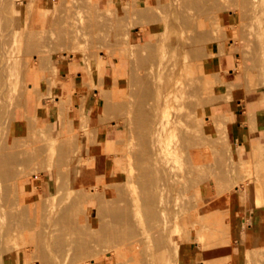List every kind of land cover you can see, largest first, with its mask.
I'll return each mask as SVG.
<instances>
[{
  "label": "rangeland",
  "instance_id": "rangeland-1",
  "mask_svg": "<svg viewBox=\"0 0 264 264\" xmlns=\"http://www.w3.org/2000/svg\"><path fill=\"white\" fill-rule=\"evenodd\" d=\"M63 1L39 0L38 4H33L29 7L28 0H0V3L4 4H0V8L5 9H0V19H2V21L0 20V42L9 40V37L4 38L5 35L3 36L7 32L6 29H11L16 24L15 26L19 30L18 37H12L13 43H11L12 49L10 51L13 58L12 71L16 79L15 98H13L15 102H13L12 109L16 113H11L13 116L10 114L6 117L5 124H8L2 128V131L0 130V135L2 134L0 139L3 140L2 142L0 141V147H7L5 150L11 154L15 151H21L19 153L16 152L17 154L14 153L20 161L17 160L18 162H16L17 158L14 156V160L6 168V171L8 169L11 170V177H4L0 173V180L6 179L0 182H7L0 184L1 187L5 185L0 194L2 195L3 192V195L0 196V199H3L2 201L0 200V206H3L2 213L5 215L0 229V264H40V260L43 261L41 264H94L91 260L95 259L92 257L95 251L83 254L80 252L81 246L80 248L78 247L81 241L86 242V235L84 236L82 232L71 231L65 234L66 240H63V237L61 238L63 236L62 233L67 232L66 226L62 228L64 224L60 222L63 219L62 215H72L74 219L78 220L77 224L81 226H84L85 223L92 224L91 233L94 234L100 231L99 228L102 225L109 226V224L113 225L112 222L115 223V221H112L114 220L113 216L111 218L107 210L118 206L127 207L131 213L135 226L131 228L133 233L138 232L141 235L144 232L140 230L144 228V231H149L151 234L148 239L143 236L145 243L142 245V249H139L140 254L137 256L139 259L135 258L136 260L134 259V262L132 261L130 264H156V262L165 264L163 261L166 256L170 257V264H210V262H212L211 264H217L220 259H228L227 255H224V258L219 256L221 247L219 240L226 241L228 237L231 239L232 251L227 254H229L231 259H228L230 262L224 261L225 263L223 262V264H264V240L258 246H253L249 241L245 242L246 235L239 233V229L243 232L248 225L256 222L255 220L260 214H264V139L243 140L242 147L240 143L235 144L233 139L229 137L231 117L228 113H223L221 110L222 106L226 111L227 104L229 102L235 103L237 98H241L243 101H245L246 97L248 99H259V102L251 107V109H258V112L250 114L246 110L245 116L252 131L264 128V0H213V2H211L212 0L210 2L209 0ZM191 1L193 2L191 3ZM218 1L220 2L218 3ZM205 3L206 6H203ZM184 4H186L184 7H179ZM92 5L97 8L92 7ZM193 5L199 6V8L197 9ZM66 8L72 9H70L71 11L69 10L70 13L66 12L68 11ZM63 9L66 11H63ZM91 10L96 11L97 13L95 12V14L100 19ZM179 12L182 13L180 14ZM144 13H147L150 18L147 16L144 18ZM182 14L183 16L185 14V16L183 17ZM188 15L191 16L188 17ZM185 17H187V20H185ZM117 18L119 21H116ZM147 19L149 20L147 21ZM191 19L192 24H190ZM96 20L98 21L95 22ZM90 21H94L93 24H90ZM99 21L100 24L98 23ZM120 22L124 24L122 25ZM186 22L190 25L186 24ZM81 23L82 25H80ZM9 25H11V28H9ZM66 25L67 28L65 27ZM90 27H94V29ZM96 27H99V30ZM115 27L119 28L115 29ZM65 29L67 31L70 30V32ZM76 29L77 31H75ZM213 29L218 30V32L215 31V33H218L217 39L212 37L213 32L211 30ZM81 30L84 31L82 32ZM49 31L52 32L50 33ZM199 32L203 36L202 38L205 35L207 42L204 40L203 44H201L204 47L200 46L202 51H195L194 48L195 52H202L203 54L200 57H196L195 53V56L192 55L191 51L189 52L182 44L200 39L196 38L200 35ZM60 33L63 37L66 34L67 38H63ZM84 33H86V36ZM92 34L93 36H91ZM1 37L4 40L1 41L3 39ZM28 37L30 41L27 40ZM191 38H193L192 41H189ZM208 39L211 42H208ZM61 42L70 46H64ZM118 42L119 44H117ZM152 42L154 43L152 44ZM25 44L30 45V47ZM127 44L129 48H127ZM91 45L94 46L92 47ZM108 47H110L109 50ZM200 47H198L199 50H201ZM122 48L125 49L122 51ZM25 49L27 50L25 51ZM24 51L27 52L26 55ZM130 55V58L126 57ZM135 57L138 60L135 61L133 59ZM143 57H146L145 60L147 61ZM227 59L229 60V65L227 64ZM141 61L144 64H140ZM169 66L173 67L169 68ZM63 67L66 69H62ZM133 77L135 81L132 82L131 80H134ZM141 79H146V83H142ZM143 81L145 82V80ZM148 81L155 83V85L151 86L152 92L149 91V86L147 87L149 85ZM166 81L170 82L169 86L175 85L182 90V95L185 99H181V97L174 99L173 107L168 109L165 118L172 119L173 117L174 119V117H181L186 122L183 130L192 131V133L189 132L191 133L190 136L195 139L203 136L205 138L203 144L206 145L201 148L195 142L190 147L192 151L199 149L203 151L202 166H196L189 154H186L187 151L174 161L177 180L171 186L173 189L171 187L166 189L162 195L160 194L162 190L159 188V183H156V185L153 182H151L153 183L152 185H148L150 182L147 183V188L154 186L152 189H155L151 191L152 189L149 188V193L157 190V193L160 194L155 193L158 197L155 195V198L152 199L153 202L149 204L150 202L146 200L152 196L150 195L152 193H148L150 196H147L146 199V190L148 189L145 188L146 185H143V180L140 177L143 178L141 174H143L144 169L142 167H148L151 163V161L143 159V156H141L145 153L142 151L143 149H150V142L147 141L148 144H146L145 139L141 138V134H145L143 132L147 129V124L148 129L146 131L150 132H147L149 138L145 136L144 138L149 140L152 135L151 131L153 132V129L150 130V124L147 122L153 119V123L157 121L158 114L154 111V107L161 103L167 92L168 83ZM140 82L146 90L142 88L143 85ZM163 82L167 85L162 84ZM95 85H97V90ZM139 85H142L141 89L144 92L141 91ZM21 88L22 90L20 91L19 89ZM79 89L82 90L77 91ZM146 91L151 94H145V102L136 100V97L140 95L132 96L135 92L136 94L141 92V95H143ZM20 94L23 97H20ZM146 95L148 98H146ZM129 102L131 103L129 104ZM140 102H144L141 105H154V107H149V110L146 109V112L150 111L153 116L144 114L145 107L142 112L140 111L141 117L133 115V111H136L137 107V111L140 110ZM112 103L113 105H111ZM131 104L133 105L131 106ZM208 108L210 112H208ZM135 113L137 114V112ZM142 113L144 114L143 116ZM104 116L106 117L104 118ZM257 121L259 122V127L256 126ZM68 123L71 125L68 126ZM152 125L154 126V124ZM67 127L69 129L72 128L71 130L74 133L72 131L71 133L70 131L67 132L69 130ZM132 127L135 128L132 129ZM3 129L6 130L3 131ZM68 133H70V136L66 135ZM177 134L178 136H176ZM177 134L171 139L176 141L178 137L182 138L183 133L180 134L178 130ZM73 135L76 140L72 139L73 137L71 136ZM28 137L31 139L29 138V140ZM35 139L38 140L36 141ZM19 140H23V142ZM4 141L7 142L5 146L3 145ZM32 141L35 146H27ZM70 143L73 145L71 146ZM12 144H16L17 147ZM24 144H26L25 147L23 146ZM69 146L71 147L68 148ZM34 149L36 152L32 151ZM134 150L137 151L134 152ZM195 154L193 153V156ZM135 160H141V162L135 163ZM23 162H28V164H23ZM16 163L18 164L15 165ZM40 164L44 169L40 168ZM29 165L32 167L30 168ZM87 165L88 167H86ZM141 165L143 166L140 169L139 166ZM188 165H190L189 169H187ZM192 165L195 167H192ZM110 166L114 170L110 169ZM13 167H16V170ZM183 167L185 170H181ZM191 168L194 171L190 170ZM220 168L223 170H219ZM178 171H186L184 173H187V175L179 174ZM217 171L223 172L225 175L222 176ZM228 172L229 174H226ZM218 174H220L221 178L217 177ZM71 175L72 177H70ZM185 175L188 177H185ZM8 179L16 182H12L14 184L11 185L12 183ZM206 181L208 182L206 183ZM179 183L182 185H177ZM6 184L9 185L6 186ZM16 184L19 185L16 187ZM104 184L105 187H103ZM119 184L120 187L115 188ZM175 184L176 187L178 186L177 190L180 193L175 191ZM221 185L224 186L222 187ZM95 186H97V189L101 188L103 193L100 192V194L95 195V198L88 199L89 195L86 192L95 190ZM94 190L93 193H95ZM10 191L13 193L11 194ZM4 194H11L13 198L10 195V198H8ZM161 195L162 199L160 198ZM77 197L82 200L80 205L78 203L81 200ZM78 199L79 201H77ZM21 201H24V206ZM25 204L33 208H28ZM184 204L185 206H183ZM235 204L237 205L235 206ZM19 205H22L20 207L22 210L18 207ZM42 205L43 207L40 208ZM179 205L181 207L178 210L176 208H179ZM186 206L187 208H185ZM33 209L35 212H31L30 215L28 212ZM87 211H90V214ZM217 211H220L221 219L213 216L214 214L216 215ZM148 212L150 214L156 212L155 222L149 221L151 219ZM212 212L214 214L209 217ZM12 213H14V217ZM220 213L217 214L220 216ZM250 213L254 214V218L249 215ZM22 214L24 215L21 216ZM206 214H208L207 217ZM58 216L61 217L58 218ZM197 216L200 218H197ZM212 217L214 219L210 220ZM215 218H218V221ZM164 219L170 223H168V229L174 226L171 230L173 232H170L172 234H169L170 230L162 229L163 221H166ZM18 221L22 222L15 224ZM152 222L155 225L152 227L156 230H153V232L150 231L151 227L149 226L152 225ZM173 222L174 225L171 224ZM228 224H230L228 226L229 230L227 229ZM122 225L123 227L118 225L120 227L119 230L126 229L125 223ZM222 225L223 227H221ZM60 226L62 227L60 228ZM113 226H116V223ZM63 229L66 230L61 232L60 230ZM205 230L209 233H204L206 232ZM22 231L24 232L23 234ZM44 231L45 233H43ZM197 231H200V234ZM78 233L83 236L80 238ZM203 234L209 235L204 237ZM213 234L216 236H213ZM35 236H37V239H35ZM201 236L205 239H200ZM207 236H213L214 240L210 237L212 242L208 241L210 239ZM215 237H219V239ZM198 238L200 241H197ZM155 239L156 241L158 240V243L155 242L156 245L154 243ZM147 240L149 241L147 242ZM12 241H15V243ZM61 241L63 244L60 243ZM206 242L213 243V247L211 248L210 244L205 249V245L209 244ZM90 243L89 245L94 250L96 248L106 250L110 248L108 245H111L110 243H100V246H97L94 240H91ZM156 246L158 250H156ZM175 246L178 247L177 254L173 252ZM159 249H161L162 254L161 252H156L160 251ZM157 253L161 255L158 260L156 258L159 257ZM82 257L88 263L85 260L81 262ZM141 259L144 260L140 261ZM210 259H213V261H210ZM121 261L123 260L121 259L119 262L115 260L114 264H124Z\"/></svg>",
  "mask_w": 264,
  "mask_h": 264
},
{
  "label": "bare ground",
  "instance_id": "bare-ground-1",
  "mask_svg": "<svg viewBox=\"0 0 264 264\" xmlns=\"http://www.w3.org/2000/svg\"><path fill=\"white\" fill-rule=\"evenodd\" d=\"M4 1H8V0H4ZM14 1V0H13ZM61 1V0H60ZM63 1V0H62ZM66 1V0H65ZM177 1V0H176ZM211 0H209V2H210ZM220 1H222V0H220ZM220 1H218V3L220 2ZM224 1V0H223ZM248 1V0H247ZM38 2H39V0H28V6L29 7H31L33 4H38ZM64 2V1H63ZM87 2H89V1H87ZM179 2H182V1H179ZM193 1H191V3H192ZM211 2H213V0L211 1ZM132 3V2H131ZM196 3H198V2H196ZM200 3H201V1H200ZM1 5H4L2 2L0 3ZM21 4V3H20ZM57 4V3H56ZM90 4V3H89ZM177 4H178V2H177ZM188 4V3H187ZM194 4V3H193ZM201 4H203V3H201ZM22 5V4H21ZM54 5H55V3H54ZM60 5H62L61 3H60ZM132 5H134V4H132ZM186 4H184L183 6H179V7H184ZM63 6V5H62ZM86 6H88V7H90L89 5H86ZM194 6V5H193ZM203 6H206V3H205V5H203ZM65 7V6H64ZM83 7V6H82ZM92 7H95V8H97L95 5H92ZM194 7H196V6H194ZM193 7V8H194ZM215 7V6H214ZM94 8V9H95ZM133 8V7H132ZM187 8H190V7H187ZM197 9L199 8V6H197L196 7ZM196 8H194V9H196ZM202 8V7H201ZM0 9H3V8H0ZM9 9V8H8ZM67 9V8H66ZM71 8H68L67 10L68 11H66L65 9H63V11H66V12H69L70 13V11L72 10H70ZM81 9H83V8H81ZM184 9V8H183ZM3 10H5V9H3ZM70 10V11H69ZM88 10H89V8H88ZM134 10V9H133ZM177 10H178V8H177ZM182 10V9H181ZM200 10H202V9H200ZM83 11V10H82ZM91 11H94V10H91ZM156 11V10H155ZM180 11V10H179ZM197 11V10H196ZM88 12V11H87ZM95 12L96 11H94V14H95ZM134 12V11H133ZM178 12V11H177ZM189 12V11H188ZM69 13H68V15H69ZM97 13V12H96ZM129 13V12H128ZM135 13V12H134ZM180 13V12H179ZM182 13V12H181ZM180 13V14H181ZM202 13V12H201ZM205 13V12H204ZM67 14V13H66ZM92 14V13H91ZM55 15V14H54ZM53 15V16H54ZM134 15V14H133ZM87 16H89V15H87ZM95 16H97L98 18H99V16L98 15H96L95 14ZM94 16V17H95ZM101 16V15H100ZM143 16H144V18L147 16L148 18H150V16L149 15H147V13H144L143 14ZM182 16H183V14H182ZM184 16H185V14H184ZM183 16V17H184ZM191 16V15H190ZM189 15H188V17H190ZM37 17V16H36ZM57 17H58V14H57ZM66 17V16H65ZM114 17V16H113ZM116 17V16H115ZM118 17V16H117ZM131 17V16H130ZM1 18V17H0ZM66 18H68V17H66ZM81 18V17H80ZM109 18V17H108ZM126 18V17H125ZM186 19L185 20H187V17H185ZM192 18V17H191ZM82 19V18H81ZM87 19V18H86ZM94 19H96V18H94ZM100 19V18H99ZM112 20H113V18H111ZM1 21H2V19H0ZM107 20H109V19H107ZM124 20V19H123ZM123 20H121V21H123ZM149 19H147V21H148ZM152 20V19H151ZM183 20V19H182ZM190 20V19H189ZM188 20V21H189ZM0 21V22H1ZM70 21V20H69ZM98 20H96L95 22H97ZM104 21V20H103ZM116 21H119L118 20V18L116 19ZM86 22V21H85ZM88 22V21H87ZM94 22V21H93ZM93 22H91L90 21V24L92 23L93 24ZM105 22V21H104ZM127 22V21H126ZM192 22V19H191V21H190V24H192L191 23ZM12 23V22H11ZM72 23V22H71ZM83 23V22H82ZM82 23L80 24V25H82ZM99 24H100V21L98 22ZM117 23H119V22H117ZM120 23H122V22H120ZM124 23H122V25H123ZM186 24H188L187 22H186ZM185 24V25H186ZM190 24H188V25H190ZM16 24H14L13 25V28H11V25H9V28H11V29H6V33L5 34H3V36H4V38L6 37V38H8L9 37V40L7 41V42H0V130L2 131V128L4 127V126H6V124H8V123H6L5 124V121H6V117L7 116H9L11 113L12 114H15L16 112H14L13 111V109H12V106L14 105L13 104V102H15V100L13 101V98H15V81H16V79H15V77H14V74H13V71H12V67H13V58H12V56H11V53H10V51H11V49H12V44L11 43H13V36H14V38H15V36L16 37H18V33H19V30H18V28H17V26H15ZM86 25V24H85ZM97 25V24H96ZM103 25V24H102ZM106 25V24H105ZM115 25V24H114ZM64 26V25H63ZM99 26H101V25H99ZM8 27V26H7ZM66 28H67V25L65 26ZM81 27V26H80ZM85 27V26H84ZM86 28V27H85ZM90 28H93L94 29V27H90ZM97 28V27H96ZM95 28V29H96ZM119 27H115V29H118ZM123 28V27H122ZM121 28V29H122ZM132 28V27H131ZM4 29V28H3ZM49 30H50V28H48ZM84 29V28H83ZM98 30H99V27L97 28ZM102 29H104V28H102ZM110 29V28H109ZM61 30V29H60ZM66 31H67V29H65ZM87 30V29H86ZM106 30V29H105ZM127 30H129V29H127ZM36 31H38V30H36ZM56 31V30H55ZM75 31H77V29L75 30ZM82 32L84 31V30H81ZM80 31V32H81ZM97 31V30H96ZM215 31H217L218 32V30H215V29H213V30H211V32H213V34H212V37H214V39H217L218 38V33H215ZM1 32H2V30H1ZM39 32V31H38ZM50 32V31H49ZM52 32V31H51ZM50 32V33H51ZM65 32V31H64ZM67 32H70V30L69 31H67ZM67 32H65V33H67ZM73 32V31H72ZM81 32V33H82ZM3 33V32H2ZM26 33V32H25ZM31 33V32H30ZM39 33H41V32H39ZM63 33V32H62ZM92 33V32H91ZM90 33V34H91ZM128 33V32H127ZM200 33V32H199ZM198 33V34H199ZM68 34V33H67ZM78 34V33H77ZM83 34V33H82ZM99 34V33H98ZM197 34V35H198ZM203 34V33H202ZM205 34V33H204ZM46 35V34H45ZM59 35V34H58ZM60 35H61V33H60ZM79 35H81L80 33H79ZM84 35L86 36V33H84ZM95 35V34H94ZM103 35V34H102ZM2 36V35H1ZM33 36V35H32ZM43 36V35H42ZM62 37H63V35H61ZM91 36H93V34L91 35ZM97 36V35H96ZM100 36H101V34H100ZM196 36V35H195ZM52 37V36H51ZM66 37V34H65V36L63 37V38H65ZM203 36H201V33H200V35H198V37H196L197 39L198 38H200V39H198V40H196V39H194V40H196V41H194V42H186V43H184V45L182 44V46L183 47H185V48H187V50H189V52L190 53H192V55H194V53H195V55H196V57H200L201 55H203L202 54V52H195V51H202V49H201V47L200 46H202L203 47V45H201V44H203V41L206 39L205 38V35H204V38H202ZM1 38H3V37H1ZM4 38L3 39H1V41L2 40H4ZM32 38V37H31ZM47 38V37H46ZM67 38V37H66ZM54 39H56V38H54ZM72 39H75V38H72ZM82 39V38H81ZM106 39V38H105ZM142 39V38H141ZM192 39L193 38H191V39H189V41L191 40L192 41ZM27 40H29L30 41V39H29V37H28V39ZM34 40V39H33ZM43 40V39H42ZM48 40V39H47ZM50 40V39H49ZM57 40V39H56ZM61 40V39H60ZM67 40V39H66ZM69 40V39H68ZM117 40H120V39H117ZM128 40V39H127ZM127 40H125V41H127ZM188 40V39H187ZM209 40V39H208ZM63 41V40H62ZM102 41V40H101ZM206 41V40H205ZM25 42H27V41H25ZM44 42V41H43ZM42 42V43H43ZM68 42V41H67ZM66 42V43H67ZM99 42V41H98ZM150 42V41H149ZM207 42V41H206ZM208 42H211L210 40L208 41ZM29 43V42H28ZM41 43V44H42ZM85 43H86V41H85ZM154 42H152V44H153ZM11 44V45H10ZM38 44V43H37ZM58 44H60V43H58ZM61 44H62V42H61ZM72 44H74L73 42H72ZM80 44H82V43H80ZM106 44V43H105ZM115 44V43H114ZM117 44H119V42L117 43ZM121 44V43H120ZM146 44H147V42H146ZM25 45H28V44H25ZM44 45V44H43ZM62 45H64V44H62ZM67 45H69V44H67ZM67 45H64V46H67ZM148 45V44H147ZM32 46H35V45H32ZM50 46V45H49ZM70 46V45H69ZM92 47L94 46V45H91ZM99 46V45H98ZM122 46V45H121ZM24 47H26V46H24ZM27 47H30V45H28ZM131 47V46H130ZM152 47H154V46H152ZM198 47H200V49L201 50H199V48ZM32 48V47H31ZM57 48V47H56ZM109 48L110 47H108V50H109ZM127 48H129V45L127 44ZM146 48H147V46H146ZM194 48H195V51H194ZM204 48V47H203ZM28 49V48H27ZM27 49H25V51L27 50ZM58 49V48H57ZM91 49V48H90ZM115 49V48H114ZM125 48H122V51L124 50ZM143 49V48H142ZM67 50H70V49H67ZM92 50H94V49H92ZM97 50V49H96ZM96 50H95V52H96ZM24 51V52H25ZM32 51H36V50H32ZM31 51V52H32ZM49 51V50H48ZM59 51V50H58ZM126 51H128V50H126ZM130 51V50H129ZM183 51V50H182ZM192 51H194V52H192ZM39 52V51H38ZM42 52H44V51H42ZM69 52V51H68ZM88 52V51H87ZM94 52V53H95ZM109 52V51H108ZM204 52V51H203ZM33 53V52H32ZM89 53V52H88ZM129 53V52H128ZM27 54V52H25V55ZM194 55V56H195ZM42 56V55H41ZM96 56H97V54H96ZM154 56V55H153ZM99 57V56H98ZM126 57H131V55L130 56H126ZM138 57V56H137ZM137 57H135V58H133V59H135V61L136 60H138L137 59ZM42 59H43V57H41ZM144 58V60L146 59V57H143ZM154 58V57H153ZM101 59V58H100ZM130 60V59H129ZM143 60V59H142ZM151 60V59H150ZM177 60V59H176ZM145 61H147V60H145ZM175 61V60H174ZM178 61V60H177ZM104 63H105V61H103ZM149 62V61H148ZM173 62V61H172ZM20 63V62H19ZM74 63V62H73ZM136 63V62H135ZM140 63V62H139ZM100 64H101V62H100ZM107 64V63H106ZM140 64H144V63H142V61H141V63ZM148 64V63H147ZM41 65H43V64H41ZM137 66H138V64H136ZM169 65H171V64H169ZM142 66V65H141ZM171 67H173V66H169V68H171ZM137 68V67H136ZM122 69V68H121ZM152 70H154L153 68H151ZM150 69V70H151ZM168 70V69H167ZM101 74V73H100ZM150 74V73H149ZM148 74V75H149ZM171 74V73H170ZM20 75V74H19ZM104 75V74H103ZM131 76V75H130ZM137 76V75H136ZM139 76V75H138ZM103 77V76H102ZM102 77H101V79H102ZM120 77H122V76H120ZM142 77V76H141ZM146 77V76H145ZM118 78V77H117ZM116 78V79H117ZM134 78V77H133ZM137 79H139V78H137ZM148 79V78H147ZM48 80V79H47ZM112 80H114V81H116L115 79H112ZM143 80H145V82L143 81ZM171 80V79H170ZM169 80V81H170ZM132 82L133 81H135V78H134V80H131ZM139 81V80H138ZM142 83H146V79H141L140 80ZM150 81V80H149ZM148 81V82H149ZM117 82V81H116ZM116 82H114V83H116ZM140 82V83H141ZM171 82V81H170ZM170 82H168V81H166V83H168V85L167 84H165V82H163L162 84H164V85H167L168 87H167V92H166V94H165V96L163 97V99H162V101H161V103H158L155 107H154V105L153 106H151L150 104L149 105H141V104H143L145 101V94H151V93H149V91H151L152 92V90H151V86L152 85H155V83L154 82H149V85H147V87L148 88H150L149 89V91L147 92L146 91V93H144L143 95H141L142 93L140 92L139 94H136V92L134 93V95H132V96H138V95H140V96H138V97H136L135 99L136 100H139V101H144L143 103L142 102H140V110L139 111H137L138 109V107L136 108V111L134 110L133 112V115L135 116V115H138V116H135V117H141V115H140V111L142 112L143 110H144V107H145V111H143V112H145L144 114H148V116L149 115H152L153 116V113L151 114V112L150 111H148V112H146V109L147 110H149V107H154L155 109H154V111L155 112H157V121L155 122V123H153L154 122V119L153 120H150L149 122H147V123H149L150 125V130L151 129H153V132L151 131V133H152V135H151V137H150V139L148 140L147 138H144V136L145 137H148V133H150L149 131H146L147 129H148V126H147V124H146V128L147 129H145L144 131L145 132H143V133H145V134H141V138H143V139H145V143L146 144H148L147 143V141H149L150 142V149H141L142 151H144L145 153H143V155H141V156H143V159H146V160H148V161H151V163H150V165L148 166V167H142L143 165H141V166H139V168L141 169V167L144 169V171L142 172L143 174H141L142 176H143V178L142 177H140V179H142L143 180V185H146V189H148V190H146L147 191V195H146V199H147V196H150V195H152V196H150V197H148L149 199L148 200H146V201H149L150 203L149 204H151V202H153V200L152 199H154L155 198V195H157V194H159V193H157L158 191L156 190V192H150V193H152V194H150L149 193V188H153V187H149V188H147V186L148 185H152L153 183L156 185V183H159L160 184V187L159 188H161V192L162 193H160V194H162L163 195V192L164 191H166V189H170V187L171 186H173V184L175 183V181L177 180L176 179V177H177V175H176V173H175V164H174V161L178 158V156H180V155H184V153H186V151H187V153L186 154H189V156H190V158H191V160L196 164V166H199V165H201L202 166V164H201V160L204 158V153H203V151L202 150H191L190 149V147L191 146H193V144L195 143V142H197V146H198V144H199V146L201 147V148H203V141L205 140V138L203 137V136H199V138H197V139H195V138H193L192 136H190L191 135V133H192V131H185V130H183L184 129V126H185V124H186V122L183 120V119H181V117H174V119H173V117H172V119H170V118H165L166 116V114H167V112H168V109L169 108H171V107H173L172 105H173V103H174V99H178L179 97H181V99H185V97L182 95L183 93H182V90H180V89H178L175 85H170L169 86V83ZM99 83H101V82H99ZM113 83V82H112ZM141 83V84H142ZM153 83V84H152ZM24 84V83H23ZM102 84V83H101ZM84 85V84H83ZM136 85V84H135ZM143 85V84H142ZM141 85V86H142ZM96 86V90H97V85H95ZM98 86H100V85H98ZM116 86V85H115ZM140 86V85H139ZM141 86H140V89H141ZM89 87H91V86H89ZM164 87V86H163ZM114 88V87H113ZM138 88V87H137ZM142 88H144L145 90H146V88L144 87V85L142 86ZM152 88H154V87H152ZM102 89V88H101ZM100 89V90H101ZM127 89V88H126ZM20 91L22 90V88L21 89H19ZM39 90V89H38ZM50 90V89H49ZM80 90H82V89H79V90H77V91H80ZM114 90V89H113ZM133 90V89H132ZM136 90V89H135ZM143 89H141V91H142ZM164 90H165V88H164ZM140 91V90H139ZM199 91H201L200 89H199ZM203 91H205L204 89H203ZM17 92V91H16ZM103 92H104V90H103ZM113 92V91H112ZM142 92H144V91H142ZM36 93H38V92H36ZM73 93V92H72ZM138 93V92H137ZM18 94V93H17ZM16 94V95H17ZM40 94V93H39ZM107 94V93H106ZM128 94H130V93H128ZM128 94H127V96H128ZM21 96L20 97H23L22 96V94H20ZM112 95V94H111ZM146 95V98H148V96ZM171 95H173L172 97H171ZM14 96V97H13ZM18 97H19V95H17ZM16 96V98H18ZM152 96V95H151ZM131 97V96H130ZM61 98V97H60ZM142 98H144V99H142ZM19 99V98H18ZM109 99V98H108ZM120 99H122V98H120ZM130 99V98H129ZM132 99V98H131ZM130 99V100H131ZM61 100V99H60ZM111 100V99H110ZM109 100V101H110ZM133 101H134V99H132ZM134 101V102H137V101ZM12 101V102H11ZM20 101H21V99H20ZM66 101V100H65ZM61 102H63V101H61ZM68 102V101H67ZM176 102H178V101H176ZM71 103V102H70ZM131 102H129V104H130ZM16 104V103H15ZM68 104V103H67ZM66 104V105H67ZM109 104V103H108ZM117 104H119V103H117ZM122 104L123 105H125L123 102H122ZM111 105H113V103L111 104ZM133 104H131V106H132ZM64 106V105H63ZM62 106V107H63ZM143 108H142V107ZM16 107V106H15ZM66 107V106H65ZM111 107H114V106H111ZM118 108H119V106H117ZM176 107V106H175ZM64 108V107H63ZM219 109V108H218ZM96 110V109H95ZM112 110H115V109H112ZM174 110V109H173ZM63 112H64V110H62ZM96 111H98V110H96ZM131 112V111H130ZM135 112H137V114L135 113ZM138 112H139V114H138ZM149 112H150V114H149ZM208 112H210V109L208 108ZM26 113V112H25ZM110 113V112H109ZM115 113V112H114ZM119 113V112H118ZM11 114V116H13ZM96 114V113H95ZM143 113H142V116L144 115ZM160 114V115H159ZM68 115V114H67ZM106 115V114H105ZM26 116V115H25ZM106 116H104V118H105ZM132 117V116H131ZM189 117L190 118H192L191 117V115H189ZM147 118H151V117H147ZM146 118V119H147ZM130 119V118H129ZM32 120V119H31ZM132 120V119H131ZM138 120V119H137ZM66 121V120H65ZM151 121H152V123H151ZM33 122V121H32ZM67 122V121H66ZM136 122H139V121H136ZM69 124V123H68ZM152 124H154V126L152 125ZM64 125V124H63ZM71 124H69L68 126H70ZM30 126H32V125H30ZM29 126V127H30ZM63 127V126H62ZM153 127V128H152ZM186 127H188V126H186ZM68 128V127H67ZM133 128H135V127H132V129ZM6 129H9V128H6ZM6 129H3V131H5ZM69 129V128H68ZM72 129V128H71ZM71 129H69V130H67V132H69L70 131V133H71ZM97 129V128H96ZM93 130V129H92ZM136 130V129H135ZM138 130H140V129H138ZM180 131V134L181 133H183V135L181 136L182 138H180V137H178V139L176 140V141H174V140H172L171 138L172 137H174L176 134H177V131ZM1 131H0V133H1ZM29 132V131H28ZM141 132H142V129H141ZM148 132V133H147ZM189 132H191V133H189ZM5 133H8V132H5ZM4 133V134H5ZM35 133V132H34ZM70 133H68V134H66L67 136H70L69 134ZM72 133H74L73 131H72ZM92 133V132H91ZM138 133H140V132H138ZM43 134V133H42ZM48 134V133H47ZM61 134V133H60ZM76 134V133H75ZM129 134H131V133H129ZM135 134H137V133H135ZM148 134V135H147ZM180 134H179V136H180ZM2 135V134H1ZM0 135V136H1ZM31 135V134H30ZM38 135V134H37ZM64 135V134H63ZM62 135V136H63ZM72 135V134H71ZM94 135V134H93ZM139 135V134H138ZM192 135H194V134H192ZM4 136V135H3ZM5 136H7L6 134H5ZM28 136V135H27ZM95 136V135H94ZM133 136V135H132ZM137 136V135H136ZM135 136V137H136ZM176 136H178V134L176 135ZM71 137H73L72 139H74V140H76V138L74 137V135L73 136H71ZM76 137H78V136H76ZM137 137H140V136H137ZM7 138V137H6ZM30 137H28V139H29ZM141 138H139V139H141ZM149 138V137H148ZM3 139V138H2ZM21 139V138H20ZM24 139H25V137H24ZM31 139V138H30ZM29 139V140H30ZM60 139V138H59ZM64 139V138H63ZM143 139H141V140H143ZM6 140V139H5ZM16 140V139H15ZM18 140V139H17ZM36 141L38 140V139H35ZM58 140V139H57ZM70 140V139H69ZM68 140V142H70ZM0 141L2 142L3 140H1L0 139ZM19 141H22L23 142V140H19ZM25 141V140H24ZM40 141H42L41 139H40ZM39 141V142H40ZM72 141V140H71ZM15 142V141H14ZM30 142V141H29ZM28 142V143H29ZM59 142H61V141H59ZM65 142V141H64ZM77 142V141H76ZM126 142V141H125ZM142 142V141H141ZM141 142H139V143H141ZM5 143H7V142H5L4 141V146H5ZM17 144H18V142H16ZM72 143V142H71ZM70 143V145L72 146L73 144H71ZM36 144H39V143H36ZM60 144V143H59ZM61 144H64L63 142H61ZM67 144V143H66ZM144 144V143H143ZM13 145V144H12ZM14 145H16V144H14ZM13 145V146H14ZM22 145V144H21ZM20 145V146H21ZM35 146V145H33V141H32V143H30L29 145H27V146ZM79 145V144H78ZM90 145V144H89ZM206 145V144H205ZM204 145V146H205ZM24 147L26 146V144H24L23 145ZM55 146H58V145H55ZM71 146H69L68 148H70ZM117 146V145H116ZM128 146V145H127ZM16 147H17V145H16ZM40 147H42V146H40ZM74 147V146H73ZM77 147V146H76ZM206 147H208V146H206ZM7 147H5V148H1L0 147V173L4 176V177H11L10 175H11V170H7L6 171V168L10 165V163H12V161L14 160V153L15 154H17V153H19V152H21V151H19V152H17V151H15L13 154H11V153H8L5 149H6ZM22 148V147H21ZM20 148V149H21ZM34 148V147H33ZM44 148V147H43ZM55 148V147H54ZM57 148H59V147H57ZM68 148H66V149H68ZM24 149V148H23ZM36 149H38V148H36ZM41 149V148H40ZM39 149V150H40ZM60 149V148H59ZM74 149V148H73ZM137 149H139L138 147H137ZM13 150V149H12ZM50 150V149H49ZM48 150V151H49ZM188 150H189V152H188ZM33 152H36L35 151V149L34 150H32ZM40 151H42V150H40ZM135 151H137V150H134V152ZM10 152V151H9ZM17 152V153H16ZM22 152H24V151H22ZM44 152V151H43ZM42 152V153H43ZM58 152H60V151H58ZM215 152H217V151H215ZM28 153V152H27ZM71 153V152H70ZM69 153V154H70ZM128 153V152H127ZM141 153V152H140ZM193 153H196L194 156H193ZM213 153H214V151H213ZM32 154V153H31ZM35 154V153H34ZM129 154V153H128ZM135 154V153H134ZM139 154V153H138ZM215 154H217V153H215ZM29 155H30V153H29ZM28 155V156H29ZM71 155V154H70ZM70 155H67V156H70ZM73 155V154H72ZM75 155V154H74ZM24 156H26V155H24ZM139 156V155H138ZM215 156V155H214ZM34 157H36V156H34ZM66 157V156H65ZM135 157H137V156H135ZM134 157V158H135ZM15 158H17V155L15 156ZM20 158V157H19ZM28 158V157H27ZM31 158V157H30ZM38 158H39V156H38ZM38 158H37V160H38ZM41 158V157H40ZM44 158V157H43ZM69 158V157H68ZM140 158V157H139ZM139 158H137V159H139ZM189 158V159H190ZM32 159V158H31ZM35 159V158H34ZM17 160H19L18 158L16 159V162H18ZM26 160V159H25ZM28 160V159H27ZM33 160V159H32ZM40 160V159H39ZM41 160H43V159H41ZM84 160H86V159H84ZM217 160H219V159H217ZM20 161V160H19ZM22 161V160H21ZM33 161H35V160H33ZM136 161V160H135ZM36 162V161H35ZM40 162V161H39ZM43 162V161H42ZM137 162H141V160L139 161H136L135 163H137ZM147 162V161H146ZM115 163V162H114ZM148 163V162H147ZM188 163H191V162H188ZM18 163H16L15 165H17ZM23 164H28V162H26V163H24L23 162ZM83 164V163H82ZM87 164V163H86ZM89 164V163H88ZM141 164H143V163H141ZM12 165V164H11ZM30 165H31V163H30ZM29 165V166H30ZM41 165V164H40ZM205 165V164H204ZM19 166V165H18ZM22 166H24V165H22ZM21 166V167H22ZM55 166H57V165H55ZM82 166H84V165H82ZM82 166H81V169H82ZM112 166V165H111ZM110 166V167H111ZM145 166V165H144ZM189 166L190 165H188V168L187 169H189ZM27 167V166H26ZM32 166H30V168H31ZM86 167H88V165L86 166ZM192 167H195V166H193L192 165ZM212 167H214V166H212ZM219 167V166H218ZM14 169L16 168V167H13ZM29 168V167H28ZM40 168H43L42 167V165H41V167ZM85 168V167H84ZM114 168V167H113ZM44 169V168H43ZM57 169V168H56ZM70 169V168H69ZM110 169H112V167L110 168ZM177 170H178V168H176ZM193 168H191L190 170H192ZM214 169H216V168H214ZM16 170V169H15ZM15 170H13L14 171V173H16V171ZM27 170H31V169H27ZM36 170V169H35ZM83 170V169H82ZM112 170H114V169H112ZM181 170H185L184 169V167L181 169ZM197 170V169H196ZM199 170H201V169H199ZM204 170V169H203ZM219 170H223V169H219ZM186 171H188V170H186ZM186 171H178L179 172V174L180 173H182V174H186L187 175V173H184V172H186ZM192 171H194V170H192ZM205 171V170H204ZM20 172H22V171H20ZM199 172V171H198ZM217 172H220V171H217ZM225 172V171H224ZM115 173H117V172H115ZM201 173V172H200ZM205 173V172H204ZM216 173V172H215ZM221 173V175L222 176H224L225 174L223 173V172H220ZM237 173V172H236ZM22 174H24V173H22ZM112 174H114L113 172H112ZM120 174V173H119ZM182 174H181V176H182ZM194 174H195V172H194ZM199 174V173H198ZM201 174H203V173H201ZM217 174V173H216ZM226 174H229V172L228 173H226ZM140 175V174H139ZM138 175V176H139ZM185 175V177H188V176H186ZM220 174H218L217 175V177L219 176ZM20 176H22V175H20ZM204 176H205V174H204ZM215 176V175H214ZM4 177H2V178H4ZM18 177V176H17ZM17 177H15L16 179H17ZM70 177H72V175L70 176ZM183 177V176H182ZM1 178V179H2ZM19 178V177H18ZM76 178V177H75ZM219 178H221V176H219ZM224 178V177H223ZM223 178H222V181H223ZM229 178H230V176H229ZM191 179V178H190ZM2 180H6V179H2ZM2 180H0V181H2ZM8 181H10L9 179H8ZM22 181V180H21ZM20 181V182H21ZM192 181V180H191ZM3 182H5V183H7L6 181H3ZM11 183L12 182H16L15 180H12V181H10ZM10 182H8V183H10ZM151 182H153V183H150ZM208 181H206V183H207ZM2 182H0V184H1ZM5 183H2V184H5ZM10 183V184H11ZM18 183V182H17ZM22 183V182H21ZM36 183V182H35ZM122 183V182H121ZM147 183H149L148 185H147ZM197 183V182H196ZM195 183V184H196ZM14 183H12L11 185H13ZM61 184V183H60ZM194 184V183H193ZM222 184V183H221ZM7 185H9V184H6V186ZM19 184H16V187L18 186ZM177 185H182L181 183H179V184H177ZM192 185V184H191ZM190 185V186H191ZM92 186H94V185H92ZM103 186V185H102ZM108 186V185H107ZM159 186V185H158ZM189 186V187H190ZM195 186V185H194ZM222 186V185H221ZM224 186V185H223ZM222 186V187H223ZM4 187H5V185H4ZM4 187H1L0 186V194H1V191H2V189L4 188ZM8 187H11V186H8ZM64 187V186H63ZM97 186H95L94 188H96ZM103 187H105V184H104V186ZM108 187H110V186H108ZM118 187H120V184H119V186H117V187H115V188H118ZM175 187H176V184H175ZM174 187V188H175ZM178 187V186H177ZM176 187V189H175V191H177L178 193H180V191H178L177 188ZM198 187H199V185H198ZM220 187V186H219ZM89 188H91V187H89ZM123 188V187H122ZM172 188V187H171ZM194 188V187H193ZM15 189V188H14ZM103 189V188H102ZM173 189V188H172ZM172 189H171V191H172ZM182 189H183V187H182ZM235 189V188H234ZM239 189V188H238ZM10 190V189H9ZM9 190H6V191H9ZM12 190V189H11ZM94 190V189H93ZM93 190H88L86 193H88L87 195H89V197H88V199L89 198H95V195L96 194H100V192H101V188H96L94 191H95V193H93ZM155 189H152L151 191H154ZM159 190V189H158ZM15 192H16V190H14ZM82 191V190H81ZM104 192H105V190H103ZM118 191V190H117ZM145 191V192H146ZM160 191V190H159ZM182 192H183V190H181ZM232 191V190H231ZM11 192V191H10ZM181 192V193H182ZM13 192H11V194H12ZM101 193H103V192H101ZM117 193V192H116ZM118 193H121V192H118ZM150 195H149V194ZM155 193H157V194H155ZM169 193V192H168ZM172 193H174V192H172ZM184 193H186L185 191H184ZM183 193V194H184ZM189 193H190V191H189ZM222 193H223V191H222ZM11 194H9L11 197H12V195ZM62 194V193H61ZM159 194V195H160ZM170 194V193H169ZM177 194V193H176ZM221 194V193H220ZM2 195H3V192H2ZM2 195H0V196H2ZM5 196H8V198H10L9 197V195H6V194H4ZM16 195H17V193H16ZM81 195H83V194H81ZM118 195V194H117ZM162 195H161V199H162ZM174 195V194H173ZM18 196V195H17ZM83 196H85V195H83ZM119 196V195H118ZM145 196V195H144ZM154 196V197H153ZM156 197H158V195L156 196ZM176 197V196H175ZM175 197H174V203H175ZM13 198V197H12ZM21 198V197H20ZM77 198H79V197H77ZM81 198H83V197H81ZM102 198V197H101ZM186 198V197H185ZM6 199V198H5ZM80 199V198H79ZM79 199L77 200V201H79ZM188 199V198H187ZM1 201L3 200V199H0ZM9 201H11L10 199H8ZM81 200V199H80ZM109 200V199H108ZM117 200H119V199H117ZM152 200V201H151ZM168 200V199H167ZM166 200V201H167ZM182 201H183V199H181ZM185 200V199H184ZM190 200V199H189ZM18 201V200H17ZM39 201H41V200H39ZM86 201H88V200H86ZM162 201V200H161ZM187 201V200H186ZM191 201V200H190ZM22 202V201H21ZM24 202V201H23ZM23 202H22V205H23ZM43 202V201H42ZM113 202V201H112ZM177 202V201H176ZM9 203V202H8ZM19 203V202H18ZM77 203V202H76ZM80 203H82V200H81V202H79L78 204L80 205ZM129 203V202H128ZM155 203V202H154ZM162 203V202H161ZM184 203V202H183ZM190 203V202H189ZM28 204V203H27ZM33 204V203H32ZM43 204V203H42ZM103 204H105V203H103ZM165 204V203H164ZM22 205H19L18 207L20 208V207H22ZM26 205V204H25ZM237 204H235V206H236ZM24 206V205H23ZM34 206V205H33ZM165 206V205H164ZM183 206H185V204L183 205ZM234 206V205H233ZM14 207V206H13ZM26 207H28V208H33V207H31V206H28V205H26ZM36 207V206H35ZM43 207V205L40 207V208H42ZM79 207V206H78ZM180 207H181V205H179V208H176V209H180ZM190 207V206H189ZM2 208H3V206H0V229H1V226H2V224H3V220L5 219V215L2 213ZM23 208H25V207H23ZM27 208V210H29ZM77 208V207H76ZM86 208V207H85ZM170 208V207H169ZM183 208V207H182ZM185 208H187V206L185 207ZM4 209V208H3ZM14 209V208H13ZM21 209V208H20ZM26 209V208H25ZM80 209V208H79ZM131 209V208H130ZM229 209V208H228ZM9 210H11V209H9ZM22 210V209H21ZM36 210V209H35ZM40 210V209H39ZM43 210V209H42ZM149 210V209H148ZM167 210V209H166ZM189 210H191V209H189ZM6 211V210H5ZM20 211V210H19ZM62 211V210H61ZM77 211V210H76ZM154 211H155V209H154ZM169 211V210H168ZM7 212H9V211H7ZM13 212H14V210H13ZM25 212H27V211H25ZM31 212H35L34 211V209L32 210V211H29L28 213H30V215H31ZM63 212V211H62ZM88 212V214H90V211H87ZM107 212H108V214L111 216V218H112V216H113V219L114 220H112V221H115V223H116V226H113L115 223L114 222H112L113 223V225L112 224H109V226H104V225H102L99 229H100V231L99 232H96V233H91V228H92V224H88V223H85V225L84 226H81V225H78L77 223H78V220L75 218H73L72 217V215H66V216H63L62 215V217H63V219L60 221L61 223H63L64 224V226L62 227V226H60V228L62 227V228H64L65 226H66V229H67V232H63L62 234H63V236H61V238L63 237V240H66V233L68 234V233H70L71 231L72 232H75V231H77V232H82L83 234H84V236L86 235V242L85 241H81L80 242V244H79V248H80V246H81V248H80V252H82L83 254H88L90 251H95V254H94V256H92V257H94L95 259H92L91 260V262L92 263H94V264H114V261L115 260H118V262H119V260H123V261H121V262H123L124 264H130L135 258H137V256H138V254H140L139 253V249L141 248L142 249V245L145 243V239L143 238V236H145L146 237V239H148L149 238V236H151V234L149 233V231H144V228H143V230H140V231H143L144 233L143 234H138V232H136V233H133V230H131V228L134 226V224H133V218L131 217V213L129 212V210H128V208L127 207H124V208H122V207H112V208H110V209H108L107 210ZM147 212V211H146ZM234 212V211H233ZM19 213V212H18ZM156 213V212H155ZM155 213L154 214H150L149 212H148V215L150 216V219L151 220H149V221H153V222H155L156 221V216L157 215H155ZM188 213V212H187ZM217 213L219 214L220 213V211L218 212L217 211ZM216 213V215L212 212V213H210V216L209 217H211V214L213 215V216H215V217H218V218H220L221 217V213H220V216L218 215ZM25 214V213H24ZM24 214H22L21 216H23ZM56 214V213H55ZM165 214V213H164ZM163 214V215H164ZM178 214V213H177ZM209 214V213H208ZM208 214H206V217L208 216ZM19 216H20V214H18ZM30 215H28V216H30ZM33 215H35L34 213H33ZM32 215V216H33ZM39 215H40V213H39ZM163 215H162V217H163ZM165 215H167V214H165ZM164 215V216H165ZM186 215H189V214H186ZM191 215V214H190ZM203 215V214H202ZM249 215H252V218H253V216H254V214L253 213H250ZM12 216L14 217V213H12ZM103 216V215H102ZM108 216V215H107ZM17 217V216H16ZM59 217H61V216H58V218ZM77 217V216H76ZM145 217H147V216H145ZM188 217V216H187ZM12 218V217H11ZM26 218H28V217H26ZM41 218V217H40ZM165 218V217H164ZM175 218V217H174ZM184 218V217H183ZM197 218H200L199 216H197ZM196 218V219H197ZM218 218L216 219L217 221H218ZM9 219V218H8ZM20 219V218H19ZM170 219H172V218H170ZM212 219H214L213 217L210 219V220H212ZM221 219V218H220ZM18 220V219H17ZM164 220H166V219H164ZM169 220V219H168ZM206 220V219H205ZM224 220V219H223ZM12 221V220H11ZM32 221V220H31ZM36 221V220H35ZM110 221V220H109ZM148 221V220H147ZM171 221H173V220H171ZM195 222H196V220H194ZM197 221H199V220H197ZM221 221V220H220ZM20 222H22V221H18L17 223H15V224H20ZM60 222H59V224H60ZM80 222V221H79ZM153 222H152V225H149L151 228H150V231H152L153 232V230H155V229H153V227L152 226H155L154 224H153ZM175 222H176V220H175ZM208 222V221H207ZM222 222V221H221ZM33 223V222H32ZM83 224H84V222H82ZM110 223V222H109ZM123 223H125V225H126V229H121V230H119L120 229V227H123ZM168 221L166 220V221H163V224H162V229L163 230H170L169 231V234H172V233H170V232H173V231H171L172 230V228L174 227V226H172V228H169L168 229ZM24 224H26V223H24ZM66 224V225H65ZM133 224V225H132ZM170 224V223H169ZM171 224H173L174 225V222L173 223H171ZM177 224V223H176ZM249 224V223H248ZM120 227H119V226ZM186 225V224H185ZM196 225V224H195ZM221 225V224H220ZM230 224H228L227 225V229L229 228L228 226H229ZM13 226H15V225H13ZM18 226V225H17ZM28 226H30V225H28ZM42 226V225H41ZM59 226V225H58ZM113 226V227H112ZM178 226V225H177ZM177 226H175V227H177ZM188 226V225H187ZM193 226V225H192ZM191 226V227H192ZM199 226V225H198ZM213 226V225H212ZM38 228H39V226H37ZM135 227V226H134ZM194 227V226H193ZM215 227H217V226H215ZM221 227H223V225L221 226ZM7 228V227H6ZM13 228V227H12ZM35 228V227H34ZM33 228V229H34ZM185 228V227H184ZM218 228H220V227H218ZM14 229V228H13ZM29 229V228H28ZM31 229V228H30ZM32 229V230H33ZM66 229H63V230H60L61 232L62 231H64V230H66ZM148 229H149V227H148ZM175 229H178V228H175ZM182 229V228H181ZM181 229H179L180 231H181ZM224 229H225V227H224ZM224 229H222V230H224ZM227 229H225V230H227ZM249 229V228H248ZM9 230V229H8ZM42 230V229H41ZM44 230H45V227H44ZM59 230V229H58ZM125 231V232H123V231ZM229 230V229H228ZM246 230V229H245ZM245 230L243 231V233L245 232ZM156 231V230H155ZM190 231V230H189ZM206 231V230H205ZM26 232V231H25ZM30 232V231H29ZM38 232V231H37ZM174 232H176V231H174ZM198 232V231H197ZM200 232V231H199ZM198 232V233H199ZM215 232V231H214ZM228 232V231H227ZM24 232L22 231V234H23ZM43 233H45V231L43 232ZM165 233V232H164ZM177 233V232H176ZM204 233H209V232H204ZM218 233V232H217ZM5 234H6V232H5ZM79 234V233H78ZM153 234H155V233H153ZM168 234V233H167ZM183 234V233H182ZM200 234V233H199ZM199 234H198V236H199ZM216 234V233H215ZM215 234H213V236H216ZM219 234V233H218ZM20 235V234H19ZM27 235H29V234H27ZM36 235H39V234H36ZM187 235H188V233H187ZM204 235V237H206V235H209V234H203ZM220 235V234H219ZM60 236H58L59 238H60ZM79 236H80V238H81V236H83V235H81V234H79ZM164 236V235H163ZM166 236V235H165ZM213 236H210L211 238H213ZM244 236H245V234H244ZM8 237V236H7ZM6 237V238H7ZM20 237V236H19ZM28 237V236H27ZM36 238L35 239H37V236H35ZM57 237V236H56ZM65 237V238H64ZM156 237V236H155ZM169 237V236H168ZM204 237H202L201 236V238L200 239H203ZM210 237L209 236H207V238H209L210 239ZM227 237V236H226ZM246 237V236H245ZM76 238V237H75ZM78 238V237H77ZM79 238V239H80ZM166 238V237H165ZM199 238H198V240L197 241H200L199 240ZM216 238V237H215ZM26 239V238H25ZM56 239V238H55ZM54 239V240H55ZM78 239V240H79ZM88 239V240H87ZM157 239V238H156ZM156 239H155V241H154V243L155 242H157L158 243V240L156 241ZM205 239V238H204ZM216 239H219V237H217ZM225 239V238H224ZM2 240V239H1ZM3 240H5V239H3ZM17 240V239H16ZM61 240V239H60ZM76 240V239H75ZM91 240H94L95 242H96V245L97 246H100L99 244L101 243V244H111V245H108V246H110V248H108V249H106V250H104V249H102V248H100V249H93L92 248V246L91 245H89V243H90V241ZM154 240V239H153ZM163 240H165V239H163ZM208 240V239H207ZM213 240H214V238H213ZM221 240V239H220ZM219 240V242L221 243V247H220V250H219V256H221V257H223L224 255H227V257H228V259L230 258L229 257V254H227V253H230V251H232V246H231V239L228 237V238H226V241L225 240H222V241H220ZM149 240H147V242H148ZM208 241H210V242H212L211 241V239L210 240H208ZM224 241V242H223ZM2 242V241H1ZM13 242V241H12ZM79 242V241H78ZM146 242V243H147ZM210 242H206V243H209V244H206L205 245V249H206V246H208L209 247V245L211 244V248L213 247V243H210ZM214 242V241H213ZM215 242H217L218 243V241L217 240H215ZM13 243H15V241L13 242ZM60 243H62L63 244V242L61 241ZM160 243V242H159ZM167 243V242H166ZM6 244H7V242H6ZM6 244H5V247H6ZM91 244V243H90ZM8 245V244H7ZM10 245V244H9ZM37 246H38V244H36ZM147 245H149V244H147ZM155 245H156V243H155ZM159 245V244H158ZM157 245V246H158ZM214 245H215V243H214ZM102 246V245H101ZM156 246V250H158V247ZM197 247H199V246H197ZM204 247V246H203ZM93 249V250H92ZM147 249V248H146ZM209 249V248H208ZM160 251H156V252H161V254H162V251H161V249H159ZM170 250V249H169ZM1 251H2V249H1ZM40 251H42V250H40ZM145 251V250H144ZM164 252V251H163ZM171 252V251H170ZM173 252H175L176 254H177V252H178V247L177 246H175V248H174V251ZM165 253V252H164ZM42 254H43V252H42ZM158 254V253H157ZM27 255V254H26ZM70 255V254H69ZM73 255V254H72ZM34 256V255H33ZM139 256H141V255H139ZM158 256L159 257H156L157 258V260L160 258V256L161 255H159L158 254ZM231 256V255H230ZM90 257H91V255H90ZM173 257V256H172ZM171 257V258H172ZM35 258H38V257H35ZM74 258H75V255H74ZM115 258V259H114ZM141 258H142V256H141ZM224 258V257H223ZM39 259H40V256H39ZM91 259V258H90ZM137 259H139V258H137ZM147 259V258H146ZM173 259V258H172ZM221 260V262H220V260L219 261H217V262H219V263H217V264H220V263H222L223 264V262L225 261H229V260ZM87 261L85 258H83L82 257V260H80L81 262L82 261ZM136 260V259H135ZM142 260H144V259H141L140 261H142ZM156 260V261H157ZM177 260V259H176ZM205 260V259H204ZM213 261V259H210V261ZM41 262H43L42 260H40ZM39 261V262H40ZM67 261H68V258H67ZM66 261V262H67ZM139 261V262H140ZM149 261V260H148ZM159 261H161V260H159ZM170 257H168V256H166V257H164V261H163V263H165V264H170ZM174 261H175V259H174ZM216 261V260H215ZM41 262H40V264H41ZM90 262V261H89ZM134 262V261H133ZM150 262V261H149ZM176 262V261H175ZM208 262V261H207ZM224 262V263H225ZM230 262V261H229ZM76 263V262H75ZM78 263H80V262H78ZM86 263H88V261L86 262ZM142 263V262H141ZM159 262H156V264H158ZM212 262H210V264H211ZM214 263V262H213ZM43 264V263H42ZM46 264V263H45ZM51 264V263H50ZM67 264V263H66ZM89 264V263H88ZM121 264V263H120ZM136 264V263H135ZM160 264V263H159ZM173 264H175V263H173ZM199 264V263H198ZM209 264V263H208ZM214 264H216V263H214Z\"/></svg>",
  "mask_w": 264,
  "mask_h": 264
},
{
  "label": "crops",
  "instance_id": "crops-1",
  "mask_svg": "<svg viewBox=\"0 0 264 264\" xmlns=\"http://www.w3.org/2000/svg\"><path fill=\"white\" fill-rule=\"evenodd\" d=\"M227 64L229 65L228 59ZM62 69L66 68L63 67ZM258 102L259 99H248V97H246L245 101H243L241 98H237L235 103L229 102V104H227L226 111L221 106L222 112L228 113L231 117V122L229 123V126L231 128V130L229 129V137L233 139L235 144L240 143L241 147L243 146L244 141L264 139V128L252 131L249 127V124L247 123L248 120L245 116L246 110L250 114L258 112V109H251V107L256 105ZM256 126L259 127L258 121L256 122ZM255 221V223L253 222L252 224L248 225L244 233L239 229V233L241 235H246L245 242L249 241L253 246H258V244L262 240H264V214H260Z\"/></svg>",
  "mask_w": 264,
  "mask_h": 264
}]
</instances>
